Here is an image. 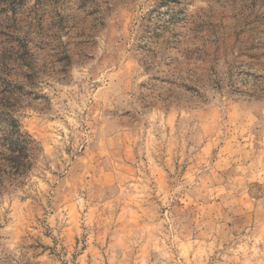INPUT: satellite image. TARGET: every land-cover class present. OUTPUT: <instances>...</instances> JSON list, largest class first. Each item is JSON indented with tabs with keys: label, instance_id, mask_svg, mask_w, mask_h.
<instances>
[{
	"label": "clouds",
	"instance_id": "obj_1",
	"mask_svg": "<svg viewBox=\"0 0 264 264\" xmlns=\"http://www.w3.org/2000/svg\"><path fill=\"white\" fill-rule=\"evenodd\" d=\"M0 264H264V0H0Z\"/></svg>",
	"mask_w": 264,
	"mask_h": 264
}]
</instances>
